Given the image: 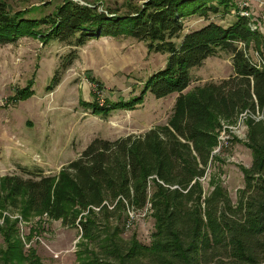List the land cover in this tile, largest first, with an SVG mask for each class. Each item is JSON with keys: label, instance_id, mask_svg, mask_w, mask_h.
I'll return each instance as SVG.
<instances>
[{"label": "trees", "instance_id": "trees-1", "mask_svg": "<svg viewBox=\"0 0 264 264\" xmlns=\"http://www.w3.org/2000/svg\"><path fill=\"white\" fill-rule=\"evenodd\" d=\"M7 7L0 1V46L28 36L75 46L101 36H132L144 41L150 52L168 55L166 65L147 79L140 96L107 100L104 106L97 102L94 114L128 110L148 92L157 98L178 96L167 123L115 140L97 137L57 175L40 169L35 178L0 177V208L11 205L24 218L47 214L65 225H80L83 264L264 261L256 253V247L264 248V35L251 27V15L241 14L235 0H148L124 11L65 0L49 17ZM232 9L236 20L228 27L212 21L182 35L186 16ZM45 25H50L47 32L42 29ZM251 49L261 56V64L253 61ZM219 51L231 54L233 74L185 92L192 82L191 70ZM71 60L67 57L65 64ZM245 110H259L263 118L247 121L246 145L253 163L242 167L245 187L238 190L234 203L220 181L213 180L206 194L201 178L218 144L222 121L235 123ZM146 209L156 226L151 244L136 236L124 241L114 221L124 223L130 211ZM5 240L0 263L24 262L27 256L16 240Z\"/></svg>", "mask_w": 264, "mask_h": 264}, {"label": "rangeland", "instance_id": "rangeland-1", "mask_svg": "<svg viewBox=\"0 0 264 264\" xmlns=\"http://www.w3.org/2000/svg\"><path fill=\"white\" fill-rule=\"evenodd\" d=\"M0 1L13 12L29 9L30 15L47 17L65 2ZM74 1L96 3L100 9L124 11L132 5L143 6L148 0ZM235 1L241 14L244 11L251 14V27L264 35V0ZM235 20V9L219 14L189 15L184 19L182 35L212 21L228 27ZM49 27L45 25L42 29L47 32ZM180 41L181 38L176 39ZM240 46L244 43L240 42ZM249 53L254 62L261 63L256 51L251 49ZM67 57L72 59L69 64H65ZM167 58V54L150 52L144 41L132 36H101L82 46L55 39L45 43L39 37L28 36L1 45L0 177L17 174L35 178L40 169L44 174L57 175L97 137L115 140L129 134H143L156 125L167 123L177 93L157 98L148 92L138 105L128 110L114 109L107 116L93 112L97 102L104 106L107 100L140 96L147 79L166 65ZM233 72L231 54L219 51L202 66L191 70L192 82L185 92L197 85L220 81ZM23 89L25 92L20 94ZM224 126L221 123L219 135L225 130ZM246 128L226 129L232 141L230 146L215 154L209 164L202 179L206 194L211 191L213 180L220 181L234 203L237 201L238 190L245 187L242 167H251L253 163L252 151L246 145ZM118 221H114V226H120L124 241L130 242L136 236L143 244H151L156 226L149 210L131 211L126 222ZM82 236L80 225L68 226L47 214L24 218L20 210L11 205L0 208V249L6 247L5 237L14 238L27 256L24 262L15 264H83L85 255L80 257L84 251L80 246ZM256 253L263 258L264 248L256 247ZM32 255L34 257H30Z\"/></svg>", "mask_w": 264, "mask_h": 264}, {"label": "built area", "instance_id": "built-area-1", "mask_svg": "<svg viewBox=\"0 0 264 264\" xmlns=\"http://www.w3.org/2000/svg\"><path fill=\"white\" fill-rule=\"evenodd\" d=\"M242 14L246 15V16L251 15L247 11L242 12ZM259 64H261V63H259ZM249 118H254L256 120H260L263 118V114L259 110H257L256 112H253L251 110H245L244 112H241L239 114L235 123L230 124L228 122L222 121V123L225 124V126H224L225 130L218 136V144L212 151L211 160L215 154L220 153L223 148L228 147L231 144L232 136H231V134L226 132V129L231 130V129H237V128H242V127H247L246 129H248L247 121ZM226 134H228V135H226ZM202 179L203 178H201V181H202ZM146 210H148V209H146ZM130 215H131V211H130ZM129 225H130V223H128V226Z\"/></svg>", "mask_w": 264, "mask_h": 264}, {"label": "crops", "instance_id": "crops-1", "mask_svg": "<svg viewBox=\"0 0 264 264\" xmlns=\"http://www.w3.org/2000/svg\"><path fill=\"white\" fill-rule=\"evenodd\" d=\"M178 96V95H177ZM177 98V97H176Z\"/></svg>", "mask_w": 264, "mask_h": 264}]
</instances>
